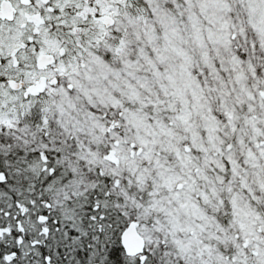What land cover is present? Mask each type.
I'll list each match as a JSON object with an SVG mask.
<instances>
[{
    "label": "snow or ice",
    "instance_id": "snow-or-ice-1",
    "mask_svg": "<svg viewBox=\"0 0 264 264\" xmlns=\"http://www.w3.org/2000/svg\"><path fill=\"white\" fill-rule=\"evenodd\" d=\"M0 264H264V0H0Z\"/></svg>",
    "mask_w": 264,
    "mask_h": 264
}]
</instances>
